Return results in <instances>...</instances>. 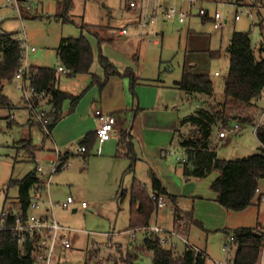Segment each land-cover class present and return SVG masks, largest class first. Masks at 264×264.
I'll return each mask as SVG.
<instances>
[{"label":"rangeland","instance_id":"1","mask_svg":"<svg viewBox=\"0 0 264 264\" xmlns=\"http://www.w3.org/2000/svg\"><path fill=\"white\" fill-rule=\"evenodd\" d=\"M130 1L135 5L131 7ZM192 1L194 5H190V0H71L68 6L67 0H25L17 3L19 13L12 0H0V33L24 34L27 44L35 48V52L28 56V64L38 67L56 66L59 59L55 48L60 39L75 38L82 33L86 38L94 39L96 53L100 50L116 68L122 67L121 62L126 61L138 83L147 88L162 85L163 89L178 92L175 107H164L157 114L152 145L159 146L157 157L165 169L168 167L178 176V182L170 180V183L178 195L179 208L192 212L193 223L187 219L180 221V226L188 228L185 238L189 243L186 246L203 250L207 255L205 264H229L236 248L235 242H229V237L238 228L255 227L257 222L260 225L264 222V201L254 199L245 210L230 211L215 201V193L210 188L218 175L217 170L204 178L185 179L182 162L176 159L183 151L174 129L196 108L209 109L224 100L227 46L233 31L249 32L254 55L258 59L264 58V3L261 0ZM169 8H174L176 14L166 17L164 12ZM199 8L207 9L209 15L219 12L222 27L214 28L209 17L203 20ZM180 11L186 12L181 22L178 20ZM138 14L141 19L134 24L133 19ZM236 14L240 17L238 20L234 18ZM83 24L94 27L101 38L99 46L94 36L82 32ZM122 27L127 32L119 35ZM209 50L219 51V56L210 57ZM187 70L209 75L213 98L202 95L206 98L202 102L197 95L188 97L175 86V81ZM59 78L65 80L67 77L61 75ZM16 83L15 78L6 81L3 93L14 105H25ZM262 97L264 99V91ZM263 103L260 99L257 101L255 120ZM40 104L45 105V102ZM39 110L44 111L34 108V111ZM30 113H33L31 109ZM33 115V123L26 124L30 116L23 109L0 107V220L3 209L4 212L17 211V187L6 188L8 180L22 178L37 164L48 169L50 139L44 135ZM234 123L240 125V131L220 138L219 132ZM173 124L174 128L170 127ZM191 131L190 125L185 124L179 128L178 134L187 137ZM22 137H31L33 144L45 147L29 157L30 146L25 145L29 140H20ZM210 140L221 159L242 158L261 151L252 126L237 119L220 125ZM134 146L138 158L141 150L136 141ZM115 157L118 159L102 158L95 150L87 161L73 156L69 158L70 166L55 173L49 184L46 178L42 180L46 187L41 198L44 202L42 208L49 200L63 204L67 195L75 202L72 206L54 209L57 221L71 232L68 233L70 247L64 251L56 249L53 264H152V254L143 247V239L153 236L150 228L155 225L164 230L174 228L172 205L167 200L164 208H158L157 213L152 214L146 230L136 229L133 235L128 229L131 184L136 181L150 191L147 165L138 159L126 171L128 158L116 154ZM151 167L156 171L154 165ZM259 186L264 191V179ZM119 193L122 194L118 198ZM81 201L87 204L84 208L80 207ZM72 207L77 210L72 212ZM164 235V232L160 233V236ZM172 243L174 253L180 255L185 244L177 238H172Z\"/></svg>","mask_w":264,"mask_h":264},{"label":"trees","instance_id":"2","mask_svg":"<svg viewBox=\"0 0 264 264\" xmlns=\"http://www.w3.org/2000/svg\"><path fill=\"white\" fill-rule=\"evenodd\" d=\"M25 0H18L19 3ZM71 5V0H67ZM21 15V14H20ZM203 20L207 17L202 16ZM209 19V18H208ZM82 32L86 31L97 39L98 46L101 38L89 24L81 26ZM18 33H0V107H13L9 98L3 93V85L12 80L18 71L22 61L21 42L17 39ZM263 49V46L262 48ZM56 56L61 66L66 69V76L89 74L90 84H96L100 90L107 79L112 75L128 78L129 88L134 96V86L138 84V78L130 68L119 72L114 64L99 50L98 63L102 68V74L90 72L93 59L92 47L88 39L81 33L80 36L63 37L55 48ZM210 57L219 56V51H208ZM228 70L224 78V100L216 102L211 108L199 107L193 113L182 118L177 128L178 145L183 151L185 161L182 162V175L185 179L204 178L212 171L217 170L218 175L211 182L210 188L215 193V201L223 208L230 211H243L258 201L256 188L264 179V125L259 126L255 132L261 151L247 157L236 159L218 158L215 144L211 145V136L220 125H227L231 120L237 119L242 124L253 126L256 122L254 113L258 109L257 101L264 90V58H256L251 47L249 32L233 31L227 46ZM31 83L37 93L43 92L40 98H31L34 107L39 106L43 100L50 109L44 113L47 119V137L62 115V103L70 102L68 112H72L80 95H72L57 87L60 77L55 67L28 66ZM176 87L186 95L202 94L213 98V84L208 74L184 71ZM232 111H237L236 114ZM44 112V111H43ZM137 112V110H136ZM37 123V122H36ZM38 126L42 129L39 123ZM188 124L192 128L191 134L183 137L179 132L182 125ZM43 131V129H42ZM44 132V131H43ZM133 136L122 132L119 138L116 156H125L129 160L126 171L131 169L138 160L133 147ZM97 142L95 132L84 135L80 144L85 146L83 159L92 155V150ZM30 146L29 157L41 147L33 145L31 141L25 142ZM150 179V191L140 183L133 181L130 188V211L128 229H145L149 227V219L158 208L156 202L151 199V194L164 195L173 205L174 230L185 236L188 228L180 226V221L187 219L193 223L191 211H180L177 207L176 196L169 194L162 184L156 171L148 169ZM17 187V211L9 210L5 218L0 220V264H31L33 260V243L28 240L24 244V253L16 240V234L12 227L15 226V212L26 215L33 194L41 197L45 190V183L38 177L37 169L29 171L20 179H9L6 188ZM122 193H119L118 198ZM6 199V196H5ZM5 202V200H4ZM260 223L255 227L238 228L233 233V242L236 244L234 255L229 264H258L260 245L263 234L259 229ZM143 247L151 252L152 264H205L206 253L203 250H195L186 246L180 255L174 253L173 247H164L153 235L143 239Z\"/></svg>","mask_w":264,"mask_h":264},{"label":"crops","instance_id":"3","mask_svg":"<svg viewBox=\"0 0 264 264\" xmlns=\"http://www.w3.org/2000/svg\"><path fill=\"white\" fill-rule=\"evenodd\" d=\"M261 1L264 3V0ZM192 2L194 1L190 0V5H192ZM136 17L133 19L134 24H138L141 19L140 14H138V16ZM123 29L126 30L125 27H122L118 32L119 35H124L127 32L126 31L125 33H122ZM87 39L90 42L93 52V59L90 66V72L95 73L97 75H101L102 68L98 63L97 53L93 48L94 39L93 40L89 38ZM121 65L122 67H119V69L116 68L119 72H122L126 68H129L126 61L121 62ZM60 66H61L60 61H58V64L54 67L57 69ZM61 75L66 76L65 73H60V76ZM66 77L67 78L65 80H61V78H59L57 82V87L60 90L69 92L72 95H80V97L72 112H68L70 106V102L68 100H65L62 103V115L60 116V118L58 119L52 130L50 131L49 135L47 136V138L50 139V143H51L49 149L50 154L47 157L48 158L47 162L49 163L53 159L54 157L53 151L55 147H57L59 151L63 154L65 160L68 162V166H70L69 164L70 157L80 156L83 159L82 157L83 153L76 152L77 146L80 144L85 134L89 132H93L95 130L96 128L95 111L101 110L105 113H109L114 116L115 127L112 134L107 140L96 142V146L93 150H95L97 154H100V157L102 158L118 159L117 157H115V154L121 133L126 132L131 134L133 136L132 142H133L134 151H135V146H134L135 141L138 143V146L140 147L141 150L140 156L138 157V159L140 160L138 162H143L147 165V174H148V169L152 168L151 165H154V167L156 168V173L161 179L162 184L166 188L167 192L169 194L176 196V202H177L176 204L177 207L179 208L178 199H177L178 195H176L175 193L176 190L171 187L172 185L170 183V180L172 181L174 180L178 182L177 181L178 176H176V174H173L172 170L169 169L168 167L165 169L164 164H162V162L158 160L159 157H157L159 146L152 145L153 134L156 131L153 130L154 128H156L154 122L156 123L158 119L157 114L160 113V111H163L164 107L167 106L175 107V105L177 104L178 92L174 90H166V88L163 89L162 85H157L154 88L151 87L147 88L142 83H138L137 85L134 86L133 89L134 96H132L129 88V80L128 78L125 77H120L117 75L110 76L100 90L98 89L96 84L94 85L90 84L91 78L89 74H79L73 77L70 76H66ZM195 95H197V98L200 99V101L202 102L206 101V98H204L205 95L202 97V94H194L192 96H188V95L187 96L194 98ZM42 101L43 100H40L39 104ZM11 104L15 108V110L23 109L29 114L30 118H27L26 124L33 123L32 115L26 105L21 103V105L17 106L14 105L12 102ZM196 106H199V104H196ZM37 107L39 109H43L44 111L50 109L48 105H44V104H40ZM12 115H10L11 119H13ZM179 125L180 124H178V127ZM173 126L174 124L171 125L170 127ZM178 127H175L174 129L175 133L177 132L176 130ZM20 140H30L31 143L33 144L31 137L29 138L22 137ZM43 144H45L44 141ZM44 147L45 145L44 146L42 145L41 150H43ZM33 156H35L34 153ZM154 156H156L157 158ZM177 157H183V154L182 156H176V159ZM87 159L88 158L83 160L87 161ZM38 166L39 165L37 164L36 167ZM149 183H150V179H149ZM44 193L45 190L42 192L41 198ZM68 196L70 195H67L66 198ZM82 202L84 201H81V203ZM81 203H80V207L83 208L81 206ZM169 203L170 205H172L170 201ZM74 204L75 202L73 199V203L71 204H66L65 202L63 204L60 203V206H58V208L72 206ZM171 209L173 210V205ZM76 210H77L76 207H72V212H75ZM179 210L185 211L182 210L181 208H179ZM60 225L63 226L62 224ZM69 232H71V229ZM132 232L133 235H135L136 230H132Z\"/></svg>","mask_w":264,"mask_h":264},{"label":"built area","instance_id":"4","mask_svg":"<svg viewBox=\"0 0 264 264\" xmlns=\"http://www.w3.org/2000/svg\"><path fill=\"white\" fill-rule=\"evenodd\" d=\"M13 6L17 11H19L17 3L18 0H12ZM134 2L130 1V6H134ZM194 5V2H192ZM20 13V11H19ZM198 13L202 16L209 17L212 21L213 27L218 29L222 27V16L219 12L215 11L213 14L209 15L207 9L199 8ZM176 14L174 8H169L164 12L166 17H171ZM186 12L180 11L178 13V20L181 22L184 20ZM235 20H238L240 17L238 14L235 15ZM152 21V19H150ZM126 30L123 29L122 33H125ZM17 39L21 42L22 47V61L18 71L15 74V79L17 80L16 87L22 93V100L25 105L31 109L34 113L32 115L35 118V121L40 124L45 134H48L46 127L47 119L43 116V111H34L31 98L37 96L40 98L44 95L43 92L37 93L31 83V79L28 73V56L30 53L35 51L33 46H29L26 42L24 34H19ZM59 73H65L66 69L63 66L57 68ZM264 91V90H263ZM262 91V92H263ZM260 100L264 101L261 93ZM96 118V128L94 130L96 134L97 141L101 142L107 140L112 134L115 127V118L112 114L105 113L101 110L95 111ZM264 125V103L260 105L259 112L257 115V120L252 126L254 133L256 132L259 126ZM240 125L238 123L232 124L230 127L224 128L219 132L220 138H225L228 133L236 134L240 131ZM85 146L79 144L77 146V153H84ZM54 157L48 163V169L44 170L42 167L38 166L37 175L43 180L46 178V183H50L52 176L60 171L63 168L68 167V162L65 160L63 154L59 151L57 147L54 148ZM179 161H185V157H177ZM259 201H264V191L260 189V186L256 188L255 192ZM151 199L156 202L157 208H164L167 205V198L164 195H156L155 193L151 194ZM66 204L73 203L72 197L68 196L65 201ZM43 201L38 193L33 194L26 215L23 216L20 212H15V226L11 229L14 230L16 234V240L21 247V254L24 253V244L28 240H32L35 237V242L33 243L32 253L34 255L31 264H53V256L56 249H61L64 251L70 247V242L68 239L69 228L61 226L55 219L54 209L55 207L60 206L59 202L48 201L46 207L42 208ZM87 204L85 202L81 203V206L84 208ZM42 208V209H40ZM41 210V211H39ZM5 213L2 216V219L5 218ZM2 227L0 226V229ZM260 231L263 234V240L260 245V254L258 264H264V222L259 227ZM152 234L158 237V240L162 244L167 246H172V238H177L182 241L185 245L189 242L185 236L179 234L174 229L164 230L163 228L158 227L157 225L150 228ZM164 232V236H160V233ZM232 236L229 237V242L233 241ZM189 246V245H188ZM195 250V247H193ZM229 248V247H228Z\"/></svg>","mask_w":264,"mask_h":264}]
</instances>
